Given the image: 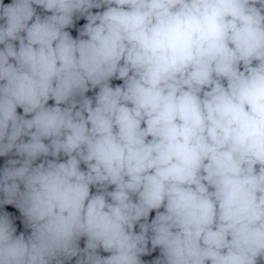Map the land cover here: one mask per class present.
Listing matches in <instances>:
<instances>
[{
    "label": "clouds",
    "instance_id": "9594fccd",
    "mask_svg": "<svg viewBox=\"0 0 264 264\" xmlns=\"http://www.w3.org/2000/svg\"><path fill=\"white\" fill-rule=\"evenodd\" d=\"M0 264H264V0H0Z\"/></svg>",
    "mask_w": 264,
    "mask_h": 264
}]
</instances>
